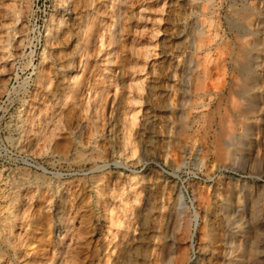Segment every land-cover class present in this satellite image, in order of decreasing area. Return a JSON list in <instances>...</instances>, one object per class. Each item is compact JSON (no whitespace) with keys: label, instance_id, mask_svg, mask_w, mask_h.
<instances>
[{"label":"rangeland","instance_id":"1","mask_svg":"<svg viewBox=\"0 0 264 264\" xmlns=\"http://www.w3.org/2000/svg\"><path fill=\"white\" fill-rule=\"evenodd\" d=\"M25 1L0 0V264H218L248 217L262 264L264 74L237 54L264 56V1Z\"/></svg>","mask_w":264,"mask_h":264},{"label":"bare ground","instance_id":"2","mask_svg":"<svg viewBox=\"0 0 264 264\" xmlns=\"http://www.w3.org/2000/svg\"><path fill=\"white\" fill-rule=\"evenodd\" d=\"M28 0H26L25 2L27 3ZM249 0H245V3H249ZM264 1V0H261ZM64 2V0H63ZM201 8V12L203 13L204 11V7L202 4H199V6L197 8ZM208 8V7H207ZM193 9H196V6L193 7ZM206 9V8H205ZM78 10V8H77ZM74 13V12H73ZM65 14V13H64ZM71 14V13H70ZM66 15V14H65ZM71 17V15H70ZM205 17V16H204ZM63 16L61 17H57L55 15H51L50 16V21L49 24L47 26V31L48 34L51 31L55 30V27L57 26H61L63 24ZM198 24V23H197ZM206 25V24H205ZM94 26L93 23L90 24V26H88L89 29H92V27ZM76 28V27H75ZM74 28V30H75ZM197 30V29H196ZM80 31V28L79 30ZM92 30H90L91 32ZM189 31V30H188ZM207 31V30H206ZM58 32V31H57ZM192 32V31H191ZM264 32V31H263ZM180 34V32H179ZM188 35V34H187ZM193 39L195 40L196 37V45L197 46H203V44L207 41L206 38L204 36L201 35V33H194ZM178 37V36H177ZM74 38V37H73ZM189 38V37H188ZM89 38L87 37V40ZM70 41V40H69ZM194 41V42H195ZM240 41V40H239ZM263 42V41H262ZM89 46V45H88ZM209 46V45H208ZM225 48V47H224ZM223 49V48H222ZM74 52V50H73ZM253 52V51H252ZM223 53V52H222ZM262 54V53H261ZM260 54H257L256 56L252 55V54H248V56L246 57L245 51L242 50V48L238 49V54L237 56L244 59V60H248V66H241V64L238 63V68H237V72L240 73L241 75H245L247 74V72H249L250 68H252V66H254V71H260V75L262 76L264 74V67H263V63H264V56L260 57ZM246 57V58H245ZM228 58V57H227ZM67 59V57H66ZM72 60L70 58H68V63L71 62ZM75 61V60H74ZM241 61V60H240ZM84 66V65H83ZM174 66V65H173ZM218 68V67H217ZM63 69V68H62ZM70 69V68H68ZM67 69V70H68ZM220 69V68H219ZM64 70V69H63ZM71 70V69H70ZM221 74L224 73V69L220 70ZM223 72V73H222ZM40 73H42V70H39V75ZM232 73V72H231ZM256 73V72H255ZM231 76H233V74H230ZM176 76V69L172 68L169 78L172 79ZM232 78V77H231ZM230 78V79H231ZM257 79H255L254 81H256ZM263 80V79H262ZM236 83V82H235ZM238 84V83H237ZM240 84V83H239ZM193 85V84H192ZM70 88L72 89V94L74 98H78L82 96V89L81 86L79 85V83L77 82H73L71 85H69ZM232 86V85H231ZM240 86V85H239ZM225 87V86H224ZM241 87H244V85L242 84ZM151 88V87H150ZM154 89V88H153ZM224 90V89H223ZM208 91V90H207ZM233 92V91H232ZM219 95V94H218ZM231 95V94H230ZM210 97V96H209ZM246 97V96H245ZM238 103V102H237ZM62 104V103H61ZM79 106V105H78ZM235 106V105H234ZM239 110V109H238ZM183 115V114H182ZM133 119V117H132ZM232 128V127H231ZM233 130V129H232ZM231 133H233V131H231ZM227 135V134H226ZM227 141V140H226ZM176 204L179 207V209H183L184 205L183 204V196L181 194L180 191L177 192V196H176ZM183 207V208H182ZM51 210V209H50ZM62 210V209H61ZM56 220V219H55ZM17 221V220H16ZM259 223L258 220H256L255 218H243L242 222L236 226L237 232H238V236H232L230 238H228L227 236L223 237L221 240L219 238H217V235H213L210 238V243H216L218 241V244L220 245V250H219V255H220V259L221 262H219L218 264H251V260H249V256H245L243 258L242 257V252L247 251L250 252L249 246H248V240L250 237V233H251V229L257 224ZM18 226V225H17ZM58 226V225H57ZM57 229V228H56ZM15 234V233H14ZM14 236V235H13ZM144 241V240H143ZM261 247L263 249V251L261 252V256L264 255V242L261 243ZM214 252L212 250H210V248L206 247L205 248V256L207 257V260L209 261L210 258L213 256ZM214 257V256H213ZM254 258V257H253ZM125 260V259H124ZM127 260V259H126ZM211 261V260H210ZM262 264H264V259L261 261ZM200 264H204V259L200 258L199 261Z\"/></svg>","mask_w":264,"mask_h":264}]
</instances>
